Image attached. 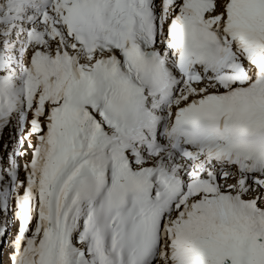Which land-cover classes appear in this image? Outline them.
<instances>
[{
    "label": "snow or ice",
    "instance_id": "obj_1",
    "mask_svg": "<svg viewBox=\"0 0 264 264\" xmlns=\"http://www.w3.org/2000/svg\"><path fill=\"white\" fill-rule=\"evenodd\" d=\"M6 129L0 264H264V0H0Z\"/></svg>",
    "mask_w": 264,
    "mask_h": 264
},
{
    "label": "rangeland",
    "instance_id": "obj_2",
    "mask_svg": "<svg viewBox=\"0 0 264 264\" xmlns=\"http://www.w3.org/2000/svg\"><path fill=\"white\" fill-rule=\"evenodd\" d=\"M0 248H3V241L2 240H0Z\"/></svg>",
    "mask_w": 264,
    "mask_h": 264
}]
</instances>
